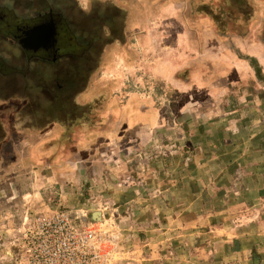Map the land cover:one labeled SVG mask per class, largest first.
Returning <instances> with one entry per match:
<instances>
[{"label":"rangeland","instance_id":"rangeland-1","mask_svg":"<svg viewBox=\"0 0 264 264\" xmlns=\"http://www.w3.org/2000/svg\"><path fill=\"white\" fill-rule=\"evenodd\" d=\"M14 1L19 4L18 14L40 6L39 0ZM77 1L85 10L91 0ZM7 2L11 0H0V17H6L3 15L6 10L2 6H6ZM101 2H114L126 14L135 8L140 10L141 4L152 15L167 0ZM171 4L180 13L190 11L198 16L207 15L210 19L215 16L211 20L216 21L218 28L225 30L226 34L230 33L228 38L233 37V41L225 39L223 46L229 47L228 51H232L233 57L246 61L247 64L245 72L242 69L243 74L239 75L241 77L237 76L238 81L233 80L229 86L236 93L235 98L245 99L249 93L264 88V45L261 46L264 44V0H171ZM150 14L148 30L134 29L126 43L127 51L138 57L141 49L136 42L142 33L152 35L158 39V43L163 39L171 41L178 35L174 29L169 33L162 29L150 31L158 25L160 28L163 26ZM177 16L175 20L182 23V15ZM132 27L134 28L133 25ZM120 36L122 37L121 31L114 38L119 39ZM115 44L117 43L100 48L96 61L89 69L90 75L83 72L86 81L62 105L51 103V82L57 72L74 66L71 63L62 62L56 68L46 67L44 64L34 65L32 68L35 74L30 73V79H18L16 82L0 75V264H21L11 237L21 227L25 213L52 212L57 209L70 211L72 216L92 210L85 213V221L81 220L83 223H93L88 215L102 211L104 220H96L104 223L99 228L102 227L107 232L102 251L109 253L112 242V246L122 254L125 248L129 249L137 244L131 235L116 238L117 233H114H121L123 224L120 223V218L115 219L111 215L113 208L106 201L109 199L107 192L104 197L106 199L96 200L97 195L101 194L90 193L92 185L93 190L100 192L101 189L118 188L119 184L147 183V179L142 176L139 178L141 170L138 168L140 163L145 166L147 161L150 162L149 157L154 162L158 161V165L163 159L165 162L162 163L166 165L171 160L178 165L192 161L188 160L190 155L186 154L193 152L188 138L196 132L191 124H199L200 116L197 114L202 113L198 112L199 109L211 106L208 101L195 94L196 88L190 89L189 93H181L151 77L143 78L140 83L127 79V84L139 96L153 98L159 112L158 123L153 127L127 129L126 134L119 126L121 134L116 138L118 140L113 143L105 141L103 135L108 134L105 129L119 121V115L110 111L114 105L111 102L116 100L117 105H120L124 96V85L119 82L118 77L106 78L109 66L115 68L116 75L121 67L124 69L118 62L124 46ZM15 49L11 43L1 42L0 38V65L6 63L16 68L25 65ZM2 70L3 67L0 66V71ZM11 86L18 88L12 90ZM40 87L49 89L39 90ZM228 98V93L223 96L224 100ZM106 138L109 139V136ZM141 152V160L144 162L134 157ZM86 181L89 187H84ZM87 191V199H84ZM116 213L120 214L117 210L115 215ZM126 213L129 215L130 212L127 210ZM110 232L114 236L109 238ZM109 258V264H113L111 262L114 259L111 255ZM120 259L116 257L115 260L121 261Z\"/></svg>","mask_w":264,"mask_h":264},{"label":"crops","instance_id":"crops-1","mask_svg":"<svg viewBox=\"0 0 264 264\" xmlns=\"http://www.w3.org/2000/svg\"><path fill=\"white\" fill-rule=\"evenodd\" d=\"M110 5L117 7L114 2ZM140 7L125 13L122 37L106 45L116 42L124 46L118 60L124 69L121 67L116 75L115 68L109 66L106 75L118 77L124 85V96L120 105L116 100L111 102L114 105L110 111L119 115V121L105 129V141L118 140L120 127L126 134L127 129L158 123L159 112L153 98L131 91L127 79L140 83L151 77L181 93H189L195 81L214 100L213 106L198 110L202 112L197 114L199 124H191L196 132L188 138L193 152L186 154L191 162L179 166L171 160L167 166L163 159L160 166L149 157L150 162L145 166L140 163L138 168L139 178L147 179V183L119 184L118 188L100 192L93 190L92 185L90 193L101 194L96 200L106 199L107 192L106 201L111 204L115 219L120 218L123 224L121 233H114L116 238L131 235L137 244L121 254L109 241L108 251L114 259L111 263L264 264V88L247 93L245 99L235 98L236 93L229 86L243 74L247 64L232 55L217 58L211 54L208 47L223 48V41L208 36L209 31H216L212 18L190 11L180 13L171 0L158 6L152 15L141 4ZM149 14L163 25L150 31L162 29L169 33L174 29L178 35L171 41L163 39L161 44L147 32L142 33L136 42L141 49L138 57L127 51L126 43L134 29L148 30ZM180 14L182 23L175 20ZM187 72L193 75L192 82L182 79ZM227 93L230 98L224 100ZM139 154L135 159L144 162L142 152ZM84 185L89 187L87 181ZM87 196L88 191L83 198ZM116 210L120 214L115 215ZM91 214L89 219L96 222ZM114 234L110 232L108 237Z\"/></svg>","mask_w":264,"mask_h":264},{"label":"flooded vegetation","instance_id":"flooded-vegetation-1","mask_svg":"<svg viewBox=\"0 0 264 264\" xmlns=\"http://www.w3.org/2000/svg\"><path fill=\"white\" fill-rule=\"evenodd\" d=\"M39 1V7L19 14V4L14 0L2 6L6 10L3 15L7 18L0 17L1 42L11 43L25 65L16 68L2 64L0 75L16 82L18 79H30V73L35 74L34 65L56 68L62 62L71 63L73 68L57 72L51 82V103L62 105L86 81L85 76L90 75L89 69L100 48L111 42L119 31L122 32L126 16L122 9L109 2L91 0L84 10L77 0ZM11 87L12 90L18 88ZM44 88L49 89L40 87L39 90Z\"/></svg>","mask_w":264,"mask_h":264},{"label":"built area","instance_id":"built-area-1","mask_svg":"<svg viewBox=\"0 0 264 264\" xmlns=\"http://www.w3.org/2000/svg\"><path fill=\"white\" fill-rule=\"evenodd\" d=\"M88 211L92 212L85 210L79 216H72L70 211L59 209L52 212L25 213L21 227L11 237L18 252L19 262L109 264V253L102 251L107 232L102 227L99 228L104 223H83L81 220L86 217L85 213ZM97 212L104 220L102 211Z\"/></svg>","mask_w":264,"mask_h":264},{"label":"trees","instance_id":"trees-1","mask_svg":"<svg viewBox=\"0 0 264 264\" xmlns=\"http://www.w3.org/2000/svg\"><path fill=\"white\" fill-rule=\"evenodd\" d=\"M212 16V15H211ZM212 18H215V16H212ZM216 22V21H215ZM214 22V23H215ZM215 26H216V31H215V33L213 32V31H209V33H208V36L210 37V38H214V39H216V40H218V41H224L225 39H227L228 38V36H229V34H226V31L225 30H223L222 31V29H219L218 28V23L216 22L215 23ZM213 32V33H212ZM239 35H242V34H239ZM228 39H230L231 41H233L232 39H233V37L231 36V37H229ZM210 49V51H211V54L213 55V56H215V57H217V58H220V57H222V56H233L234 54L232 53V51H228L230 48L229 47H224L223 46V48H221V50L220 49H215L214 47L213 48H210V47H208V50ZM247 55V54H246ZM212 57V56H211ZM249 57V56H248ZM233 58H235V57H233ZM245 60V59H244ZM194 63H192V66H195V65H193ZM224 64H226L227 65V63H224ZM224 73V72H223ZM223 75V74H222ZM192 78H193V75L191 74V72H187V73H185V76H183V78L182 79H189L190 80V82H192L193 80H192ZM223 80L224 79H222V80H219L218 81V83H221L220 81H222L223 82ZM184 81V80H183ZM210 81H211V79H210ZM226 82H227V80H226ZM198 87H199V90H198ZM195 88H196V90H195ZM192 89H194L197 93H195V94H197L198 95V97H200L201 99H203L204 101H208V103H209V106H213L212 105V102H213V97L211 96V95H207V94H204V90H202L201 89V86H200V83H198V82H195L194 81V83H193V85H192ZM191 89V90H192ZM184 95H186L187 96V94H184Z\"/></svg>","mask_w":264,"mask_h":264},{"label":"water","instance_id":"water-1","mask_svg":"<svg viewBox=\"0 0 264 264\" xmlns=\"http://www.w3.org/2000/svg\"><path fill=\"white\" fill-rule=\"evenodd\" d=\"M91 218H92L93 220H99V221H101V217H100L99 212H94V213H92V214H91Z\"/></svg>","mask_w":264,"mask_h":264}]
</instances>
